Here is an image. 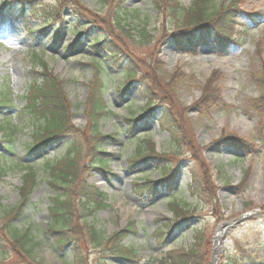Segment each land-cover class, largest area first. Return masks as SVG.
Instances as JSON below:
<instances>
[{
    "label": "rangeland",
    "instance_id": "obj_1",
    "mask_svg": "<svg viewBox=\"0 0 264 264\" xmlns=\"http://www.w3.org/2000/svg\"><path fill=\"white\" fill-rule=\"evenodd\" d=\"M153 1L61 0L60 27L33 20L32 13L15 18L20 4L0 0V101L6 106L0 107V216L20 207L19 214L0 217V236H7L10 227H3L8 222L19 232L28 229L34 238L29 257L1 245L0 264H168L167 254L190 246H195L199 264H214L217 240L216 264H226V257L243 244H254L258 232L264 235V0L229 4L236 3L238 22L250 14L262 19L244 33L242 28L233 31L239 43L225 53L211 38L194 51L179 49L182 20L169 19ZM192 1L178 0L184 7ZM118 9L128 16L126 29L114 23ZM25 19L32 24L27 32L21 27ZM103 30L133 60L129 65L137 76L150 83L154 115L142 114L146 99L141 82L122 95L116 88L123 76L109 60L104 61V78L90 65L91 57L106 56L88 47L90 38H101ZM79 31L84 37L75 45ZM43 72L65 102L73 136L30 156L27 147L38 132L23 108L30 86L42 82ZM99 95L109 114L96 116V131L89 121L90 106ZM165 114L169 123L163 127ZM10 130L14 138L7 134ZM71 139L83 150L64 199L75 216L72 228L52 234L47 228L50 198L65 191L48 184L45 163L58 160L52 172L64 168ZM138 150L143 152L136 156ZM144 156L135 164V158ZM100 161L105 170L98 169ZM27 168L35 172V184L26 179ZM83 186L104 194L101 205L79 199L91 191ZM130 227L134 234L126 233L120 243L132 249L134 261L112 256L113 241H107ZM93 229L96 240L89 233ZM61 237L77 246H58ZM132 251L122 254L131 256Z\"/></svg>",
    "mask_w": 264,
    "mask_h": 264
},
{
    "label": "trees",
    "instance_id": "obj_2",
    "mask_svg": "<svg viewBox=\"0 0 264 264\" xmlns=\"http://www.w3.org/2000/svg\"><path fill=\"white\" fill-rule=\"evenodd\" d=\"M20 4L19 9L20 12H15V18L23 19L28 13L33 14V20L41 19L43 23L46 25H60L61 23V0H56L53 5L47 4L42 0H15ZM154 4H158L159 10L162 9V13L164 12L169 19H178L182 20L183 27V35L181 38L177 39L176 46L181 49L182 47H186L187 49L193 50L199 46L203 45L206 38H211L218 48L220 53H225L231 44L237 43V37L233 34V31L238 32V28H242L243 31L249 29L251 25L256 24L258 21L262 19L260 14H250L244 18L243 22H238V18L236 17V3L235 5H230V3L235 2V0H228L227 4H215L214 0H193L188 7H184L182 4L178 2V0H154ZM3 5H5L3 1ZM168 5V6H167ZM76 16H78L77 12L72 11ZM126 12L124 9H118L115 12V20L114 23L117 27L126 29L128 23L126 22ZM32 16V15H31ZM59 20V21H58ZM175 21V20H174ZM23 27L27 31L30 28V19H25L23 22ZM91 26V24H90ZM182 30V29H181ZM144 31H141L140 36L144 37ZM82 35V34H81ZM79 34L75 35L76 41L75 45L79 44L82 40L83 35ZM234 35V36H233ZM81 36V37H80ZM101 38L92 37L89 40L88 47L92 50L93 53H104L106 56H102L103 60L97 57H91L92 67L98 75L101 77H106L108 75L107 67L104 61H108V65L111 66L116 71L121 72L123 76L122 86L116 88L119 94H126L131 85L134 82L142 83L141 86V96L146 99V103L143 107L142 114L147 116H151L155 114L156 109L154 110L152 102H154L151 90V85L148 81H146L142 76H137V72L130 68L129 64L133 63V60H130L123 48L111 38V36L107 35L103 30V34ZM198 46V47H199ZM42 67H46L45 64H42ZM42 82L39 83L40 80H36L33 86H30L28 93L25 96V105H24V114L30 116L31 124L34 128H37L38 134L34 133L35 140L32 138V143L27 147L28 155L33 156L37 152L41 151L46 146L58 142L60 140L68 139L72 137L73 129L70 126V116L68 114V110L66 108L65 102L61 96H59V91L56 87L55 81L50 78V75L43 72L40 74ZM102 80L104 81V79ZM104 90H105V82ZM103 90V91H104ZM103 93V92H102ZM4 95V96H3ZM2 97L6 99V92ZM1 99V97H0ZM92 103L90 106V122L94 125V130L97 131L96 126H98L97 115L108 114V110L104 103L103 95H99L97 97L93 96ZM2 103H5L4 100L0 101V107H6ZM141 114V115H142ZM165 117V119H164ZM160 118V123L162 122V126L166 127V124L169 123L168 115L165 114ZM131 118V117H130ZM129 119V122H132V119ZM143 117H139V120ZM96 131L94 134H97ZM10 138L15 137V131L10 130V133H7ZM68 142V141H67ZM13 144V141L10 143ZM12 146L8 148L11 149ZM143 150V149H142ZM143 152V151H141ZM140 150L137 151L136 156L140 155ZM64 159L66 160L64 168H60L56 171L52 172L54 167H57V161L45 163L47 174H48V184L52 187H57L60 191H65L60 195H55L50 198L52 200V205L50 207V215L51 220L50 224H48V231L52 234L65 233L70 228H72V219L75 216L72 210H70L68 203L64 201V199L70 194V185L76 180L77 177V162L75 159L79 158L83 154V150L80 146L71 139L67 144V150L65 151ZM149 157V156H148ZM138 158V157H137ZM136 160V158H135ZM146 160V156L141 157L140 160L135 164H140V162ZM133 162L134 160L131 159ZM134 163V162H133ZM98 164V169L105 170L106 164L104 161H100ZM28 167V166H27ZM28 173H26L25 177L27 180L35 184L36 174L32 170V168L26 169ZM162 173L166 176L168 170L167 168L162 169ZM2 174V169H0V175ZM150 183V182H148ZM153 185V184H151ZM89 187V186H88ZM85 189H91V191H85L80 194L79 199L86 201L88 206L101 205V202L104 194L94 187L87 188L83 186ZM82 188V189H83ZM33 188H31L32 190ZM153 190V189H152ZM68 191V192H66ZM19 208H15L11 212L3 213L5 215H11L14 213L19 214ZM54 209V211H52ZM172 212L176 213V217H178V212L172 208ZM0 216V217H4ZM10 227L8 231L6 228ZM3 229L7 230V238L4 236H0V248L5 247L6 244L11 245L17 249L16 251L20 252L22 256L30 255L33 250L34 240L33 236L30 235V231L26 229V232H19L18 229L6 222ZM133 227L128 228V230H123L120 232H115L112 237H109L107 241H113L112 249L110 252L112 256H117L126 261H134L132 257L133 251L131 248L124 247L121 245V241L129 234H134ZM96 240L97 232L96 230H91L89 232ZM65 242V246H68L71 242L77 246L76 242L72 240L70 237H61L58 238L56 244L58 246L63 245ZM254 244H248V242L242 245L241 250H238L234 254L233 257H226V264H264V235L261 232L257 233V238H255ZM2 245V246H1ZM63 245V246H64ZM130 250L132 251L131 256H123L122 252ZM167 258L168 264H199L197 262L198 255L195 246H190L188 249H180L176 251H171ZM256 255H260L256 257ZM166 260V259H165ZM164 260V261H165ZM81 262V261H80Z\"/></svg>",
    "mask_w": 264,
    "mask_h": 264
},
{
    "label": "water",
    "instance_id": "obj_3",
    "mask_svg": "<svg viewBox=\"0 0 264 264\" xmlns=\"http://www.w3.org/2000/svg\"><path fill=\"white\" fill-rule=\"evenodd\" d=\"M220 249H221L220 246L216 245V248L214 249V254L216 255V252L220 251ZM215 263H216V260H215Z\"/></svg>",
    "mask_w": 264,
    "mask_h": 264
}]
</instances>
